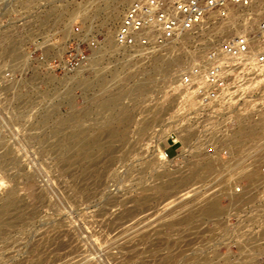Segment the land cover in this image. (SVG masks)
Segmentation results:
<instances>
[{"label":"rangeland","instance_id":"1","mask_svg":"<svg viewBox=\"0 0 264 264\" xmlns=\"http://www.w3.org/2000/svg\"><path fill=\"white\" fill-rule=\"evenodd\" d=\"M129 1L0 0V209L9 207L0 224V264H264V254H252L264 243V107L241 118L234 132L241 123H259L258 130L231 144L243 155L240 167L258 168L252 176L228 174L235 165L208 174L212 165L198 161L180 178L144 149L174 107L179 71L244 27V18L237 20L244 9L235 6L233 20H210L154 51L112 48L108 35ZM257 1L249 11L264 15V0ZM153 54L172 62L151 76L144 67ZM96 56L108 82L79 83L94 78ZM127 70L131 78L120 81ZM118 86L130 89L121 100L129 109L124 116L93 109L106 88ZM239 183L246 194L236 200ZM185 189L188 199L180 196ZM208 195L220 206L216 214L200 211Z\"/></svg>","mask_w":264,"mask_h":264},{"label":"built area","instance_id":"2","mask_svg":"<svg viewBox=\"0 0 264 264\" xmlns=\"http://www.w3.org/2000/svg\"><path fill=\"white\" fill-rule=\"evenodd\" d=\"M257 2L130 0L117 26L120 46L156 49L196 34L210 20L227 21L230 16L233 20L236 14L231 13L230 5L245 10L237 13L238 21L244 18V27L234 28L233 34L219 39L179 71L171 89L177 97L175 106L153 128L145 144L146 157L158 159L163 169L176 177L189 175L187 168L198 161L212 165L205 171L208 174H227L222 168L230 165L236 167L228 174L251 171L240 167L243 155L231 146V137L241 118L264 107V15L249 11ZM218 165L223 167L214 168ZM181 193L182 199L191 196L189 189ZM234 194L241 200L245 186L239 183Z\"/></svg>","mask_w":264,"mask_h":264},{"label":"bare ground","instance_id":"3","mask_svg":"<svg viewBox=\"0 0 264 264\" xmlns=\"http://www.w3.org/2000/svg\"><path fill=\"white\" fill-rule=\"evenodd\" d=\"M110 1V0H109ZM104 2V1H103ZM109 3V2H108ZM108 3L106 4V8H107V6H108ZM104 4V3H103ZM105 5V4H104ZM116 7H118V6H116ZM127 8V7H126ZM105 9V8H104ZM103 9V10H104ZM97 10V9H96ZM110 10V9H109ZM126 10V9H125ZM53 11V10H52ZM230 11H231V13L234 11V7L232 6V5H230ZM104 12V11H103ZM110 13H111V16H112V18L113 19H117L118 18V16H119V14H120V11H118V9H114L113 8V10H111L110 11ZM122 13V12H121ZM124 13V12H123ZM48 15V14H47ZM46 15V17L47 18H49L48 16ZM53 18V17H52ZM111 18V19H112ZM120 18V17H119ZM51 20V19H50ZM113 21V20H112ZM115 32V31H114ZM66 36V35H65ZM109 36V39H108V44L112 47V48H118V43H117V41H116V33H111L110 35H108ZM13 42V41H12ZM11 43V42H10ZM4 46H7V45H4ZM3 46V47H4ZM17 47H18V45L16 46V43H15V40H14V42L12 43V46H11V48L9 49L10 50V52H12V53H14V52H16V51H18L17 50ZM67 46H64L59 52L61 53V56H62V54L65 52V51H67L66 48ZM107 47V46H106ZM121 47V46H120ZM123 48V47H122ZM4 50V49H3ZM111 50V49H110ZM137 50H141V51H143V50H145V49H142V48H139V49H137ZM151 51H154V49H152ZM122 52V51H121ZM15 54V53H14ZM19 56V55H18ZM59 56H60V54H59ZM174 56V55H173ZM150 57H152L153 58V63H152V65L149 67V68H147V66L146 67H144V73H146V74H149V75H155V74H157V73H159L160 71H162V69H163V67H164V65L165 64H169V63H171L172 61V59L170 60V61H168V59H164V58H162L161 56H156L155 54H153V55H150ZM98 58V56H96V59H94V61L93 62H91L90 64H91V69L93 70V73H94V78L91 80V81H88V80H80L79 81V83H88V84H90V85H92V86H103V85H105L107 82H108V77H106V75L104 74V72H105V67L104 68H102V67H99V60L97 59ZM169 58V57H168ZM119 62V66L120 65H122V60L120 59V61H118ZM144 62V61H143ZM89 64V65H90ZM126 65V64H125ZM127 66L128 65H126L125 67H124V69L125 68H127ZM85 68V67H84ZM122 68V67H121ZM140 69V68H139ZM142 69V68H141ZM140 69V70H141ZM80 70H81V68H80ZM111 70V69H110ZM121 70H123V69H121ZM124 71V70H123ZM134 70H132V72H133ZM80 72V71H79ZM118 73V72H117ZM123 74V76L122 75H119L121 78H120V81L121 80H123L124 78H126V79H128V78H131V76H132V73H131V71L130 72H128V70L127 71H125V72H123L122 73ZM136 76V75H135ZM116 77V76H115ZM114 77V78H115ZM145 77V76H144ZM116 79H119V77H116ZM142 79V78H141ZM148 79V78H147ZM158 79V78H157ZM157 79H155V80H157ZM114 80V79H113ZM154 80V81H155ZM115 81V80H114ZM119 81V82H120ZM142 81V80H141ZM175 81H177V80H175ZM112 82V81H111ZM124 82V81H123ZM125 82H126V80H125ZM117 83H118V80H117ZM116 83V84H117ZM109 84H112V83H110L109 82ZM121 84H123V83H121ZM145 84H146V82H141L140 84H138V86H136V88L135 89H137L138 91L140 90V89H143L144 88V86H145ZM115 85V84H114ZM119 85V84H118ZM134 86V85H133ZM126 87H128L129 88V86L128 85H126ZM131 88V87H130ZM105 89V88H104ZM118 89V90H117ZM116 90L117 91H113L112 92V90H113V88H111L109 91H108V89L106 88V95L104 96V97H101L97 102H96V104H94V106H93V109L95 108V109H99V108H101V109H104L105 111H110V112H112V116L111 117H114V118H120L122 115L124 116V113L126 114V112H128V110H127V108H128V106L125 104H123L122 102H121V100L123 99V97L124 96H126L129 92H130V89H127V88H125V86H121V87H119L118 86V88H117ZM136 96V95H135ZM176 101H177V97H175V103H176ZM174 106H175V104H174ZM92 109V108H91ZM75 121V116L72 118V119H70V120H68V121ZM117 120V119H116ZM148 121V120H147ZM243 122V121H242ZM69 123V122H68ZM33 124V123H32ZM148 124V123H147ZM149 124H150V122H149ZM68 125H70V124H68ZM72 125V124H71ZM109 126H110V124H108ZM148 127V126H147ZM258 128H259V123H255V124H246V123H244V124H240V127H239V129L236 131V132H234L233 133V135H232V139L235 141V142H237V140H239V138L240 137H242L243 135H249L250 133H253V132H256L257 130H258ZM143 130H145V129H143ZM63 131V130H62ZM84 131V130H83ZM108 134L110 133V134H112V135H114V129H112V128H110L108 131ZM76 135L77 134H79L80 135V132H76L75 133ZM74 135V134H73ZM111 135V136H112ZM77 140V145H76V150H77V152L78 153H80V154H83L84 152L83 151H81L82 150V140H80V138H79V136H78V138L76 139ZM98 142V141H97ZM74 143V142H73ZM70 148H72V145L69 147V149L68 150H70ZM3 150H5V149H3ZM74 150V149H73ZM75 153V152H74ZM85 154V153H84ZM83 154V155H84ZM95 154V153H94ZM1 155H2V153H1ZM0 155V156H1ZM90 155V154H89ZM93 155H91L90 157H92ZM99 161V160H98ZM188 170L190 169L189 167L187 168ZM258 170V168H254L252 171H250L249 173H250V176H252L254 173H256L257 172V170ZM198 170H200V169H198ZM249 171V170H248ZM194 173V172H193ZM190 174H192V172L190 173ZM187 176V175H186ZM258 179V178H257ZM177 180V178L175 179V181ZM253 181V180H252ZM162 184V183H161ZM251 186H252V184H250ZM254 185V184H253ZM250 193H251V191H250ZM252 194V193H251ZM14 194H13V192L12 191H10L8 194H7V198H6V201H7V203L8 204H12L13 202H14ZM206 197V196H205ZM204 197V198H205ZM208 198V199H207ZM207 198L205 199V200H201V202H200V204H202V202H203V206H202V208L200 209V211H202V213H206V214H216V213H218V211H220V206L218 205V203H217V200H215V199H210V196L208 195L207 196ZM196 199V198H195ZM179 200V199H178ZM190 201V200H189ZM187 203V202H186ZM197 204H199V202L197 203ZM195 205V204H194ZM4 208V207H3ZM9 209V207H6L4 210H1L2 212H0V224H1V222H2V220H3V216H4V214L7 212V210ZM196 210V209H195ZM186 215H187V213H186ZM189 216V215H188ZM186 218V217H185ZM188 218V217H187ZM188 220H189V218H188ZM4 221V220H3ZM185 221V220H184ZM221 223V222H220ZM263 236V235H262ZM263 238V237H262ZM52 240V239H51ZM263 240V239H262ZM261 241V240H260ZM257 243V242H256ZM245 247V246H244ZM151 250V249H150ZM31 252V251H30ZM252 254H264V243H261L260 242V244H258L257 246H256V248H254L253 250H252ZM229 259V258H228ZM255 259V258H254ZM252 260L251 262H249V263H246V264H254V263H256L259 259L258 258H256L255 260ZM237 262V261H236ZM248 262V261H247ZM200 263V262H199ZM234 264V263H233ZM237 264V263H236Z\"/></svg>","mask_w":264,"mask_h":264}]
</instances>
